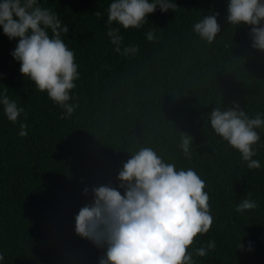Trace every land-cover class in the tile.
<instances>
[{
    "label": "trees",
    "instance_id": "1",
    "mask_svg": "<svg viewBox=\"0 0 264 264\" xmlns=\"http://www.w3.org/2000/svg\"><path fill=\"white\" fill-rule=\"evenodd\" d=\"M174 2L175 11L157 6L141 29L121 28L122 47L139 48L125 57L107 36L110 0H40L60 13L69 29L62 38L76 55L80 78L70 103L78 106L68 119L25 81L10 55L17 41L0 27V93L7 87L27 114L12 124L0 106V264H99L104 250L75 232V216L92 200L83 189L118 187L123 164L145 147L206 183L214 224L189 251L209 240L216 248L194 256L196 264H264V128L253 157L261 168L250 170L208 122L213 109L235 105L250 118L264 114V50L252 47L249 25L227 21L229 0ZM208 15L220 26L211 43L192 28ZM149 30L155 41L146 40ZM182 134L192 137L190 158L179 147ZM247 191L258 207L236 213ZM240 238L244 250H236Z\"/></svg>",
    "mask_w": 264,
    "mask_h": 264
},
{
    "label": "clouds",
    "instance_id": "2",
    "mask_svg": "<svg viewBox=\"0 0 264 264\" xmlns=\"http://www.w3.org/2000/svg\"><path fill=\"white\" fill-rule=\"evenodd\" d=\"M157 6L162 12L177 9L174 0H110L105 28L115 53L127 57L139 51L135 44L122 47L121 28L141 29ZM227 12L230 24L250 26L252 47L264 50V0H229ZM94 15L101 17L102 13L97 10ZM216 15L205 16L192 25L193 31L209 43L220 31ZM0 27L10 41H17L10 55L19 62L25 81L34 85V91L46 93L63 110L60 119L70 118L78 106L70 101L80 73L74 50L62 38L69 29L60 13L42 7L40 0H0ZM145 38L150 42L157 39L153 30L147 31ZM4 75L0 72V81ZM7 89L0 93V106L7 120L16 124L22 113L25 119L27 114L7 95ZM208 122L239 152L248 169L261 168L260 161L253 157L261 146L257 129L264 128V114L250 118L235 105L213 109ZM27 135L28 124L21 122L18 136ZM191 142V136L182 134L179 147L189 158ZM117 178L118 187H85L84 194L91 191L92 200L75 216L76 234L104 250L99 264H196L194 256L206 257L209 250L216 248V242L209 240L189 251L197 237L209 233L214 224L206 183L196 171L177 169L155 150L145 147L130 155ZM257 207V201L247 191L234 211L244 214ZM244 248L240 238L236 250ZM251 250L249 242L248 251Z\"/></svg>",
    "mask_w": 264,
    "mask_h": 264
}]
</instances>
